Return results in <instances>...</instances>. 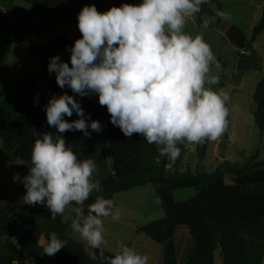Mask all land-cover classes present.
Returning a JSON list of instances; mask_svg holds the SVG:
<instances>
[{"label":"clouds","instance_id":"obj_1","mask_svg":"<svg viewBox=\"0 0 264 264\" xmlns=\"http://www.w3.org/2000/svg\"><path fill=\"white\" fill-rule=\"evenodd\" d=\"M209 3L141 0L138 5L125 3L103 13L95 5L84 6L77 16L81 38L66 48L69 62L59 55L50 57L47 71L55 75L61 89L81 98L96 95L99 105L110 114V123L125 137L139 134L148 144H155L156 163L160 157L176 160L181 155L180 143L215 142L229 129L230 95L212 87L220 83L219 76L213 74L219 62L202 33L186 31L188 20ZM216 15L230 18L226 11ZM208 26L209 20L204 19L201 27ZM44 111L47 125L58 134L80 131L89 136V130L102 131L101 123L86 115L81 103L66 92L53 95ZM74 113L78 119L69 122L66 117ZM38 137L30 160L15 159L16 165L26 164L29 171L23 178L15 174L13 181L23 184L25 204L46 206L51 219L70 210L72 231L85 242L88 256L96 260V250L106 243L104 221H118L120 209L113 199L101 195L86 204L103 191L100 181L93 178L97 172L93 159H80L66 147L62 135ZM228 139L233 141L235 134ZM66 245V240L52 232L44 255L51 257ZM99 258L101 264L149 262L147 255L119 241L114 255L100 251Z\"/></svg>","mask_w":264,"mask_h":264},{"label":"trees","instance_id":"obj_2","mask_svg":"<svg viewBox=\"0 0 264 264\" xmlns=\"http://www.w3.org/2000/svg\"><path fill=\"white\" fill-rule=\"evenodd\" d=\"M215 4L214 17L216 27L223 31L227 24L216 15L221 11L219 0H210ZM138 5L141 0H47L35 12L34 18L45 15L76 10L78 8L95 5L105 7V12L111 7L122 4ZM207 12V5L202 6L201 13L195 17L198 23ZM77 19V18H76ZM264 30V4L261 16L252 27L250 36H241L238 43H253ZM237 35V34H236ZM5 42L9 44L7 37ZM67 36H62L44 43L36 52L44 64L71 45ZM241 47V46H240ZM244 47V46H243ZM242 47V48H243ZM6 70L0 61V75ZM220 85L219 87H222ZM59 86L56 81L46 88L47 93H54ZM255 105L252 113L255 126L259 134L264 135V79L260 80L252 97ZM48 100L46 101L47 105ZM45 107V106H44ZM108 115L105 126L106 141L104 144L110 149L114 172L108 173L99 180L103 191L94 194L87 203L95 200V195H113L127 192L145 185H153L161 204L164 216L137 227L136 232L143 234L162 247V255L158 264H214V254L219 252L222 264H262L264 258V162L257 161L258 151L247 159L241 167L223 161L211 173L178 172L180 157L176 159L174 171L168 172L167 157L158 156L157 146L148 144L139 134L125 137L120 129L110 123V114L105 106L97 103L90 114L91 119L98 121L101 114ZM89 123L91 121H88ZM2 126L0 123V134ZM90 131L91 136L92 132ZM45 133L56 135V129L49 127L46 114L42 109L39 127L33 132L36 141L38 136ZM209 141L194 145L198 158H203L208 149ZM4 150L14 163L17 157H26L13 140L2 143ZM100 143L92 142L84 148H71L80 159H93L97 164V171H104L108 163ZM82 154L83 156H80ZM15 164V163H14ZM16 170L23 178L29 171L28 166L16 165ZM116 172V173H115ZM231 178L232 183L240 192L227 198L224 185V175ZM194 188L195 197L184 202H175L173 193L179 189ZM25 188L18 183L7 193L0 191V264H101L100 251L97 259L92 260L84 251L85 244L77 243L69 237L67 225L58 215L54 220L51 213L43 205L25 204L23 196ZM238 194V195H237ZM230 197V196H229ZM230 200V201H228ZM22 206L25 210L11 216ZM176 219L196 221L179 228ZM55 232L62 240L67 241L65 248L49 257L44 255L41 240L46 243L49 234ZM105 256H112L103 251Z\"/></svg>","mask_w":264,"mask_h":264},{"label":"rangeland","instance_id":"obj_3","mask_svg":"<svg viewBox=\"0 0 264 264\" xmlns=\"http://www.w3.org/2000/svg\"><path fill=\"white\" fill-rule=\"evenodd\" d=\"M219 1L221 4V11H226L230 14L229 19H222L228 26L225 32L216 27V20L213 14L216 6L211 2L207 4V12L202 16L200 23H198L196 17H192L188 20L186 31L191 35L202 33L204 40L211 46V49L219 62L220 67L219 69L213 67V74L219 76L220 83L218 85H213V89L217 90V88H219L220 85H223V83L227 85V90L225 91L227 93H229L232 88L236 89L235 92L229 93L231 98L229 104V129L222 138L215 142L209 143L206 154L201 159L198 158L193 144H189L187 142L180 143L178 147H180L181 149V155L179 158V166L176 170L181 173L186 172V170H190V172L193 174L203 172L211 173L215 171L223 161H228L233 165L241 167L247 159H249L256 153V151H258L257 161L264 162V135L261 136L259 134L252 115L255 108L252 97L257 83L260 80L264 79V70L263 72L236 74L234 65V62L237 58H244L239 56V51L244 49L246 45H244V43H241V47L238 46L240 40L238 38H240L242 35L247 38L250 36L252 27L256 24L261 16L262 8L260 10L256 9L258 0ZM82 8L83 7L72 11H66L62 15L53 14L43 16L41 20H39V27L42 31H40L39 28L35 29L33 26L31 27L33 28L32 33H30L28 30L24 31V33L22 32V30L19 31L20 33L17 36L19 42L17 44H20L21 51L25 50V52L28 53L29 58L36 65V68L34 70L37 76L41 78V81L44 85L47 82L45 79L46 76L48 77L49 84H52L56 81L55 75H49L47 71L48 64H44L40 60V58H38L39 55L35 51V49L43 42L54 38V36L65 35H69V38L72 41L71 45H69L67 48L72 47L74 45V42L77 39L81 38L77 27L78 21H73L72 19L78 16V13ZM98 9L101 11V13L105 12L104 6ZM255 15L256 18L254 19ZM64 17L69 18L71 23H59L56 27H53L48 32H45V26H48L55 19L59 20ZM204 19L209 20V26L206 29L201 27ZM8 46L9 45L4 42L1 33L0 56L5 57L8 55L7 53H12L10 52V48H8ZM250 48L260 54L264 59V33L260 37H257L256 41L250 44ZM13 49L15 48L13 47ZM245 49L248 50L247 48ZM58 55L64 62H69L70 53L67 52L66 49ZM7 59L8 56L2 60L4 61ZM23 68L24 66L22 67V69ZM14 75L15 73L10 70V72L6 73L1 79H5L7 86L8 82L14 80ZM65 89L59 88V92L58 94H56V96L62 95ZM74 98L81 103V106L86 115L92 113L98 100V97L94 94L83 98L78 95H74ZM98 121L101 123L102 131L100 133L93 132V138L96 143L103 144V153L108 159L109 167L104 171L96 172L93 178L104 176L108 173L113 172L109 148L106 144H104L106 141L105 125L108 121V115L106 113L101 114ZM233 133L235 134V139L233 141H229L228 136ZM2 152L4 153V155H6V151L4 150V148L2 149ZM175 163L176 160L168 159L167 169L169 173H172L174 171ZM9 164L12 165V162H9ZM3 166H5V164L0 158V171L2 172L7 170ZM224 185L228 199L231 198V195L240 192L238 186H235L232 183L231 178L226 174L224 175ZM8 187L9 185L7 184L0 185L1 190H5ZM130 193L131 194L123 192L118 193L117 199L118 206L121 210V218L118 221H104V237L106 243L100 250L106 251L110 254H115V252L117 251V242L119 241L128 246H131L138 253L147 255L149 258L148 264H158L159 262L156 261V259L158 257L160 261L162 255V247L149 238H146L145 235L138 234L136 230L132 228L133 225L131 223L132 221L130 220V218H132V220L136 222L135 224L142 225L163 218L164 213L156 194L155 187L153 185H146L142 188L134 189ZM196 194L197 190L194 188L179 189L174 191L173 197L175 202H184L195 197ZM71 216L72 215L65 216L64 214L63 222L67 226H70L71 224ZM12 217L14 216H11V218ZM175 222L177 223V225H179L180 229L185 228L188 224H197L196 221L185 219H176ZM68 231L69 237L73 241L85 244V242L80 238L79 234L73 232L71 228H69ZM136 236L142 237L144 241L135 242ZM40 243L43 245V247L46 246V243H44L43 240H41ZM214 264H222L218 251H216L214 254ZM262 264H264V258Z\"/></svg>","mask_w":264,"mask_h":264},{"label":"crops","instance_id":"obj_4","mask_svg":"<svg viewBox=\"0 0 264 264\" xmlns=\"http://www.w3.org/2000/svg\"><path fill=\"white\" fill-rule=\"evenodd\" d=\"M45 1L47 0H0V34L2 33L4 42H5V38L6 39L7 37L9 38L10 40L9 44L5 42L7 45L13 46L15 48L13 49V47L8 46V48H10L9 49L10 52L12 53L11 54L7 53L8 54L7 60L4 61L2 60L7 56L5 57L0 56V61L6 67L5 72L2 75H0V123L2 126V131L0 134V158L5 164V166L3 167L7 169L6 171H4L6 173L0 171V185L1 184L9 185V187L6 188L5 190L0 189V191L3 194L13 189L19 183L13 181V176L19 173L16 172L15 165L9 158V155H7V153H5L6 155H4V153L2 152L3 149L2 143L7 140H13L22 150L26 159L30 160L31 149L35 143V140L33 138V132L37 130V128L39 127L40 119L42 116V109L44 108L46 101L47 100L49 101V99L53 95H56L59 92L57 90L56 92L51 94L47 93L46 88L49 85L48 77L47 76L45 77L47 82L44 85L41 81V78L37 76L34 70L36 68V65L29 58V55L27 52H25V50L21 51L20 44L19 45L17 44L19 42V39L17 37L20 33L19 31L22 30V32L24 33V31L28 30L30 33H32L33 32V28H31L32 26L35 29L36 28L40 29L39 20H41L43 16L34 19L32 17L34 16L36 10ZM263 4H264V0H258L256 4V9L260 10ZM63 13L64 12H59L54 14L62 15ZM49 15H53V14H49ZM76 18L77 17L73 18L72 20L77 21ZM255 18L256 15L254 16V19ZM59 23L70 24L71 21L69 18H65V17L59 20L55 19L48 26H45V32H48L51 28L56 27ZM227 28L228 26L223 31L225 32ZM40 31L42 30L40 29ZM263 33L264 30L257 37H260ZM79 35H81L80 32ZM65 36L69 37V35H65ZM59 37L62 36H54V38L46 42H43L41 45ZM41 45H39L38 47H40ZM37 48L35 49V51L37 50ZM245 48L248 49L247 50L248 55L247 57H244L242 59L241 58L236 59V61L234 62L235 73L237 74V73L263 72L264 70L263 57L254 50H252L250 48V44L246 43ZM65 49H63L62 51H64ZM62 51H60L56 55L60 54ZM23 66L24 68L22 69ZM10 70H12L13 73H15L14 80L8 82L6 86L5 79H1V78H3V76L6 73L10 72ZM219 90L226 91L227 85L223 83V86L217 88L216 91ZM235 91L236 89L232 88L230 92H235ZM65 92L68 95L74 96V94L67 88L64 90L62 94H64ZM66 119L69 122H71L78 118L73 114L72 117L70 118L66 117ZM56 135L63 136V138L66 141V147L68 148H84L91 145L93 141L95 142L93 138V132L90 137L84 136V134L80 131H70V132H65L63 134H58L56 131ZM8 158H9V162H12V165L9 164ZM105 158L107 160L109 167V162L106 155ZM111 165H112V161H111ZM112 167L114 172V166L112 165ZM100 177L98 176L94 178V180H97ZM133 190L134 189L123 193L131 194L130 192H132ZM101 196H104L105 198L113 199L115 201V205L120 209V207L118 206V199H117L118 193L113 195H101ZM24 210H25V206H22L14 213L15 215L13 214L12 216L15 217ZM69 215H72L70 210L65 212V216H69ZM14 217H12L11 219H13ZM63 219H64V214L62 215V221ZM105 220H111V219L109 218ZM130 220L132 221L131 222L132 225L133 226L135 225L134 227L132 226L134 230H136L137 227L144 225V224L142 225L135 224L136 222L132 220V218H130ZM67 227L68 229L71 228V224L70 226ZM136 241H144V240L142 237L136 236L135 242ZM156 261L159 262L158 257ZM178 264H186V263L182 262Z\"/></svg>","mask_w":264,"mask_h":264},{"label":"built area","instance_id":"obj_5","mask_svg":"<svg viewBox=\"0 0 264 264\" xmlns=\"http://www.w3.org/2000/svg\"><path fill=\"white\" fill-rule=\"evenodd\" d=\"M248 55V51L244 48L239 51V56L246 57Z\"/></svg>","mask_w":264,"mask_h":264},{"label":"water","instance_id":"obj_6","mask_svg":"<svg viewBox=\"0 0 264 264\" xmlns=\"http://www.w3.org/2000/svg\"><path fill=\"white\" fill-rule=\"evenodd\" d=\"M109 153H110V149H109ZM110 158H111V161H113L111 154H110ZM115 173H116V172H115Z\"/></svg>","mask_w":264,"mask_h":264}]
</instances>
